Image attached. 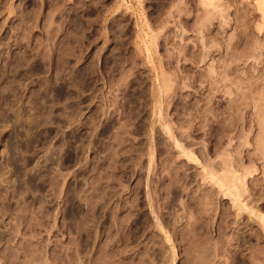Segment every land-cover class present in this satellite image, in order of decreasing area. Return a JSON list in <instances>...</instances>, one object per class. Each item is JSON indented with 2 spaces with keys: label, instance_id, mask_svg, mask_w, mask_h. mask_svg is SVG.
I'll use <instances>...</instances> for the list:
<instances>
[{
  "label": "rangeland",
  "instance_id": "rangeland-1",
  "mask_svg": "<svg viewBox=\"0 0 264 264\" xmlns=\"http://www.w3.org/2000/svg\"><path fill=\"white\" fill-rule=\"evenodd\" d=\"M0 58V94L22 100L0 121L31 111L45 79L56 100L21 175L0 122V264H197L191 217L207 264H264V0H0ZM205 162L233 179L211 211Z\"/></svg>",
  "mask_w": 264,
  "mask_h": 264
},
{
  "label": "bare ground",
  "instance_id": "bare-ground-1",
  "mask_svg": "<svg viewBox=\"0 0 264 264\" xmlns=\"http://www.w3.org/2000/svg\"><path fill=\"white\" fill-rule=\"evenodd\" d=\"M12 57V56H11ZM0 59H2V58H0ZM12 59V58H11ZM9 60V59H8ZM22 60V59H21ZM19 61L20 60H18L17 62L15 61L14 63H17V64H15L14 65V67H15V69L16 70H13V73L15 74V72L14 71H17V69H19L20 67H21V63H19ZM12 65V64H11ZM13 66V65H12ZM88 70V69H87ZM85 71L84 73L82 72L81 73V76L79 75V79H80V77H81V79H82V81H83V83H85L87 86L90 84V82H89V80L91 79L90 77H91V75H92V72H89V71ZM94 70V69H93ZM93 70H90V71H93ZM0 72H1V70H0ZM18 72V71H17ZM28 72V74L26 75V76H29L30 77V75H32V73H33V71H32V68H31V70L30 71H27ZM94 73V72H93ZM34 75V74H33ZM17 77H16V74L14 75V77H13V79H12V81H11V84L13 83H16V82H18V81H20L19 79H18V81H17ZM47 79H49V78H47ZM51 79H49V80H47L46 81V79H45V82L44 83H42L41 84V86H40V90H39V93L37 94V97L35 98V100L32 102V101H29V102H31L33 105H34V107L31 109V111L30 110H27V109H25V108H23V107H21V108H19V110L18 111H15V114H13L14 115V120H12L11 118H9V117H7V119H6V121H8V123L6 124L7 126H8V124L9 123H13V127H11L10 126V129L11 128H13V129H9L10 131H11V133H10V131L8 132V133H10V134H7L8 135V137H7V135L4 137H2V136H0V138L2 139V138H6L7 139V144H8V150H7V154H9L10 155V157H9V159H8V162H7V165L8 166H10V167H12V170L15 172V174L17 175V174H22L21 172H22V170H24V168L26 167V165L30 162V160L29 159H26V157H23V156H21V154L23 153H28L29 152V150H30V148L35 144V143H37V141H38V139L40 138V134H38V130L40 129V128H43V127H45L44 129H47V126H49L50 125V122L52 123V121H50L49 122V120H54V119H52L51 117V115H54V113H53V110H51V107L52 106H54L55 104L53 103V102H55V101H52V103L54 104H52L51 103V101L49 100V95H48V92L50 93L51 91L53 92V85H54V83L52 82V81H50ZM81 81V80H80ZM16 84H18V83H16ZM80 84H82L81 82H80ZM15 85V84H14ZM84 85V84H83ZM16 86V85H15ZM13 87V86H12ZM78 87V86H77ZM85 87V86H84ZM85 88H87V87H85ZM10 89H12V91L10 90ZM8 88L7 90L9 91H11V93H13V95H11V97L9 96V94H7L6 92V90H5V92L1 95L0 94V108H3L4 106H9V109H12V110H14L13 109V107H15L16 105L15 104H17L19 101L21 102L22 100H21V97H20V91L17 89V87H16V89H13V88ZM1 90H2V87H1ZM55 91V90H54ZM1 92V91H0ZM3 92V91H2ZM56 92V91H55ZM58 92V91H57ZM56 92V93H57ZM43 93V94H42ZM59 93V96H61L62 94H63V91L61 90V91H59L58 92ZM36 94V93H35ZM52 94V93H51ZM65 94H63V96H64ZM59 96H58V98H59ZM23 97V96H22ZM57 97V96H56ZM55 97V98H56ZM62 97V96H61ZM60 97V98H61ZM39 100H45L46 101V103H45V105H44V103H43V105H41L40 103H38V102H40ZM51 103V107H49L50 108V110L48 109V104H50ZM19 106H20V104H19ZM74 106V108L72 107V106H70L71 107V114H70V118L68 119L70 122H73L74 124H76L75 123V121L77 122L79 119H78V117L81 115V109L79 110L78 108L79 107H76V106H78L77 104H76V106L75 105H73ZM16 108V107H15ZM33 111V112H32ZM80 111V112H79ZM1 112V111H0ZM12 112V111H11ZM30 112H32L33 114H31ZM53 113V114H52ZM4 114V113H3ZM3 114H0L1 116L3 115ZM7 116V115H6ZM44 116H49V120L48 119H46V117H44ZM51 116V117H50ZM4 117H5V115H4ZM3 118V117H2ZM51 118V119H50ZM79 118H81V117H79ZM4 119V118H3ZM4 119V120H5ZM76 119H78V120H76ZM1 120V119H0ZM81 120V119H80ZM80 120H79V126H78V128L80 127V124L82 123V121H81V123H80ZM55 121V120H54ZM53 121V123H55ZM68 121V122H69ZM91 121V120H90ZM0 122H4L3 120L2 121H0ZM4 122V123H5ZM92 122V121H91ZM91 122H86V123H88V124H90ZM4 123L3 124H1V125H3V126H5L4 125ZM94 123V122H93ZM83 124H84V122H83ZM83 124H81V127H85V126H82ZM87 124V125H88ZM10 125V124H9ZM53 125V124H52ZM85 125V124H84ZM91 125V124H90ZM90 125H88L89 127H91ZM3 126H0V127H3ZM9 127V126H8ZM6 128V127H5ZM73 128V127H72ZM87 128V127H86ZM1 129V128H0ZM77 129V128H76ZM81 129V128H80ZM91 130L93 131V128H91ZM47 131V130H46ZM76 131V130H75ZM79 131V130H78ZM4 132V131H3ZM77 132V131H76ZM76 132H74V133H76ZM95 132V131H94ZM2 133V132H1ZM49 133V131H47V133L45 132V134L46 135H49L48 134ZM88 133H89V131H88ZM105 133H106V131H105ZM104 133V134H105ZM36 134V135H35ZM38 134V135H37ZM91 134H92V132H91ZM102 135V134H101ZM81 136V135H80ZM97 136V135H96ZM77 138V137H76ZM88 138V137H87ZM94 145V144H93ZM96 147V146H95ZM60 151H62V150H60ZM19 155V156H18ZM55 156V155H54ZM54 156H53V154L52 155H50V157H47L45 160H46V162L47 163H51L52 162V160L54 159ZM206 162H208L209 163V161H207L206 160ZM205 162V163H206ZM208 163H206V165L205 166H203L204 167V170L206 169V174L203 176L204 178V180H206V179H210V181H212V188H211V190H209V191H205V194H206V199H204V203L202 202V204H204L205 206H206V211H211L212 209L211 208H209V206L212 204V198H213V196L216 194V193H214V191L215 190H213V188L215 187V186H217V187H219V189H223L224 190V188H226V191H228V190H230L231 189V185L233 184L232 182L233 181H231V183H230V181L229 180H233V179H229L228 180V177L226 176V174H224L223 176H220V175H218L217 173H216V171H214V169L211 167V165L210 164H208ZM6 165V166H7ZM28 166H29V164H28ZM225 168H226V166H225ZM225 170H228V169H225ZM28 171H29V169H28ZM228 173V172H227ZM23 174H25V173H23ZM30 174V173H29ZM229 174H230V172H229ZM24 176H27V174L26 175H24ZM37 177V176H36ZM36 177H35V175L33 176H30L29 175V178L25 181V183H26V185L28 186L29 185V189L30 190H33V189H38V186H37V188H36V185H37V180L38 179H36ZM114 179H115V177L114 176H112ZM112 177L109 179V180H111L112 179ZM24 178V177H23ZM22 178V179H23ZM21 179V178H20ZM108 179V178H107ZM106 179V180H107ZM113 180V179H112ZM179 180V179H178ZM178 180H176V181H178ZM23 181V180H22ZM114 181V180H113ZM116 182V181H115ZM187 182V181H186ZM178 184L180 183L179 181L177 182ZM5 184V183H4ZM8 184V183H7ZM106 184V183H105ZM107 188L108 189H110V193L108 192V191H104L103 190V192H102V198L100 197V199H101V201L100 202H105V200H107V198H110V200L112 201V199L114 198V197H116V193L114 192L115 190V187H116V185L114 184V183H112V184H110V181H109V183H108V181H107ZM207 184H209V183H207ZM211 184V183H210ZM25 185V184H24ZM205 185V184H204ZM97 186V185H96ZM96 186H95V192H96V190H98L97 188H96ZM208 186V185H207ZM206 187V186H205ZM94 188V187H93ZM101 188V187H100ZM106 189V188H105ZM187 189V188H186ZM114 190V191H113ZM188 190V189H187ZM75 191H77V189H75ZM27 192H28V190H27ZM229 192V191H228ZM26 193V192H25ZM77 192H75V194H76ZM101 193V192H100ZM74 194V193H73ZM77 196V195H76ZM73 197V196H72ZM76 198V197H75ZM74 199V198H73ZM100 199H98V200H100ZM98 200H97V203H99L98 202ZM109 200V199H108ZM202 201H203V199H202ZM89 205V204H88ZM95 206H94V209L96 208V205L97 204H94ZM90 206V205H89ZM103 206V208H104V216H105V214H106V212H105V209H109L107 206H108V204H106V205H102ZM93 207V206H92ZM91 207V208H92ZM102 208V207H101ZM102 208V209H103ZM7 211V210H6ZM107 211H109V210H107ZM111 213V212H110ZM116 213V212H115ZM115 213H113V211H112V214H114V216L112 215V220H113V225H115V226H117L116 224H118L117 223V219H118V217H117V213L115 214ZM73 215H75V213H72ZM72 214H70V215H72ZM108 214V213H107ZM70 215H68V216H70ZM72 215V216H73ZM93 218L92 219H90L89 221H86L87 223V225L85 224L84 226H85V228H84V230H87V233H88V230L91 228L90 226H89V224L90 223H93L94 225H95V220H97L98 218L96 217V215L94 214L93 216H92ZM103 217V216H102ZM111 217V216H110ZM89 218V217H88ZM105 217H103L102 219H104ZM129 218V220H130V217H128ZM98 220H101V219H98ZM129 220L127 221V219H126V225L124 226L125 228L127 227V228H129V225H128V223H129ZM193 220H192V217L190 218V221H189V223H188V225H186V227H185V229L183 228V230H184V232H183V236L182 237H185V236H187L186 235V233H185V230L186 231H188V233H189V236L190 235H192L193 234V239H195L194 240V242H191V247H194V248H192V249H189L191 252H193V254L195 255V258H196V262H197V264L199 263V264H207L206 263V259L208 258V253H209V251H210V247H211V245H212V240H211V237L207 234V233H205V227L203 226V225H200V223L197 221V219H194V221L192 222ZM98 223V222H97ZM92 224V225H93ZM122 224H123V222H122ZM174 224H176V225H180V222H175ZM100 225V224H99ZM98 225V226H99ZM176 225H175V227H176ZM112 226V225H111ZM118 226H119V224H118ZM123 226V225H122ZM122 226H120V227H122ZM88 227H90L89 229H88ZM159 227H163V225H162V223H160L159 224ZM92 228H94V229H96V227L95 226H92ZM119 228V227H118ZM126 228V229H127ZM94 229H92V231L94 230ZM161 229V228H160ZM163 229H164V227H163ZM81 230V229H80ZM80 230H79V234H81V232H80ZM122 230V229H121ZM120 230V231H121ZM162 230V229H161ZM90 231H91V229H90ZM91 231V232H92ZM90 232V233H91ZM123 232V231H122ZM125 232V231H124ZM134 233H133V235H134V237L136 238L137 236H139L140 235V231H139V229L138 228H136V231H133ZM185 233V234H184ZM131 234H132V232H131ZM89 235V234H88ZM158 236V235H157ZM188 237V236H187ZM80 238V237H79ZM186 238V237H185ZM192 238V237H191ZM129 239V238H128ZM137 239V238H136ZM168 239V241H171V237H168L167 238ZM187 239V238H186ZM130 240V239H129ZM190 239H188V241H189ZM88 241V240H87ZM183 241H185V240H183ZM193 241V240H192ZM86 242V241H85ZM89 242V241H88ZM117 242H123L121 239H118L117 240ZM126 243V242H125ZM189 244H190V241L188 242ZM187 243V244H188ZM85 244H88L87 242L85 243ZM128 245V244H127ZM216 247H218V246H220V245H224L223 244V242H221V241H219V242H216ZM87 247H88V245H87ZM162 247V246H161ZM188 247V246H187ZM187 251V250H186ZM189 251V252H190ZM186 254H188V251H187V253ZM161 256V255H160ZM188 256H191V255H188ZM193 256V255H192ZM169 258H167V259H165V260H168ZM171 259V258H170ZM169 261V260H168ZM172 261H175V259L174 260H171V262ZM172 263H174V262H172Z\"/></svg>",
  "mask_w": 264,
  "mask_h": 264
}]
</instances>
